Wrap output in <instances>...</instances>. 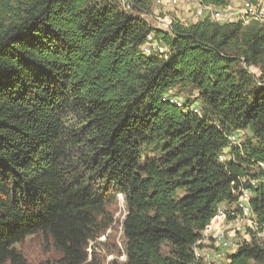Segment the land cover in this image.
Returning a JSON list of instances; mask_svg holds the SVG:
<instances>
[{
	"label": "trees",
	"instance_id": "1",
	"mask_svg": "<svg viewBox=\"0 0 264 264\" xmlns=\"http://www.w3.org/2000/svg\"><path fill=\"white\" fill-rule=\"evenodd\" d=\"M150 1L0 0V264H27L17 246L38 235L59 264H85L120 196V264H199L193 247L219 208L261 177L264 23L162 31L143 18ZM150 36L166 56L145 55ZM252 191L264 227V184ZM228 264H264V243Z\"/></svg>",
	"mask_w": 264,
	"mask_h": 264
},
{
	"label": "built area",
	"instance_id": "2",
	"mask_svg": "<svg viewBox=\"0 0 264 264\" xmlns=\"http://www.w3.org/2000/svg\"><path fill=\"white\" fill-rule=\"evenodd\" d=\"M195 3L209 12V17L211 20L220 23L228 22H238L244 21L246 24L252 20H257L264 23V5L257 0L247 1L244 0L242 9H237L232 6L225 7H213L203 5V0H194ZM172 5L178 6L179 0H172ZM198 20L199 16L196 17ZM201 20V19H200ZM169 27V24H167ZM145 55L157 57L166 56L168 49L159 43L154 37L150 36L147 40L146 45L143 47ZM177 107L183 108L185 106V100L183 97H174L171 100ZM189 110L196 115H201V109L199 104H192ZM245 133L238 132L229 137L230 145L234 147H240L244 141ZM230 149H227L220 156L219 161L221 164L232 160L229 155ZM259 169L262 173L261 177L257 180H250V187H241L239 190L235 191L237 197L236 202L219 208L216 216L212 219L210 224L205 228L201 239L193 247V254L195 260L199 264H228L230 262L231 255L235 254L240 247L245 244L250 245L248 238L250 240L261 241L264 238V227H261L252 212L251 200L254 197L252 188L258 187L261 183L264 184V164H260ZM229 227L235 230L234 234L237 235L242 230L244 231L242 235L243 238L239 239H229V245L233 248L227 252L228 254L221 251V248L216 245L217 239L222 235L221 232L215 230L221 227ZM213 230L216 233H213Z\"/></svg>",
	"mask_w": 264,
	"mask_h": 264
},
{
	"label": "rangeland",
	"instance_id": "3",
	"mask_svg": "<svg viewBox=\"0 0 264 264\" xmlns=\"http://www.w3.org/2000/svg\"><path fill=\"white\" fill-rule=\"evenodd\" d=\"M172 0H151L150 12L143 18L152 26L162 31H168L167 24L179 21L184 25H191L209 17V12L199 7L194 0H179L178 6L172 5ZM228 5L242 9L244 0H225ZM264 5V0H257ZM181 10V12H180ZM199 16L198 20L196 17ZM181 98V97H180ZM111 225L103 229L99 238L88 245L86 254L88 260L85 264H120L127 259L125 254V239L123 233L124 220L127 215V207L123 197H118L116 202L108 209ZM243 227V226H242ZM241 227V228H242ZM234 234L235 230L229 227H221L215 230L222 233L217 239L216 245L221 251H232L228 244L229 239L243 238V230ZM213 233L216 231L213 230ZM250 244L253 240L247 239ZM258 243H264V238ZM17 249L22 254L27 264H59L61 254L55 249L53 242L44 236H32L27 238Z\"/></svg>",
	"mask_w": 264,
	"mask_h": 264
},
{
	"label": "crops",
	"instance_id": "4",
	"mask_svg": "<svg viewBox=\"0 0 264 264\" xmlns=\"http://www.w3.org/2000/svg\"><path fill=\"white\" fill-rule=\"evenodd\" d=\"M180 12H181V10H180Z\"/></svg>",
	"mask_w": 264,
	"mask_h": 264
}]
</instances>
